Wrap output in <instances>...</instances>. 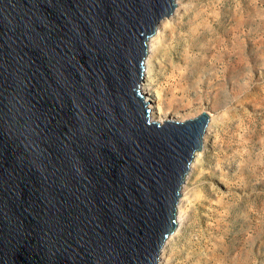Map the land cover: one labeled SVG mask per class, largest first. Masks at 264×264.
Returning <instances> with one entry per match:
<instances>
[{
  "label": "water",
  "instance_id": "obj_1",
  "mask_svg": "<svg viewBox=\"0 0 264 264\" xmlns=\"http://www.w3.org/2000/svg\"><path fill=\"white\" fill-rule=\"evenodd\" d=\"M176 0H0V264H156L206 110L150 121Z\"/></svg>",
  "mask_w": 264,
  "mask_h": 264
},
{
  "label": "rangeland",
  "instance_id": "obj_2",
  "mask_svg": "<svg viewBox=\"0 0 264 264\" xmlns=\"http://www.w3.org/2000/svg\"><path fill=\"white\" fill-rule=\"evenodd\" d=\"M177 1V0H176ZM154 47L162 119L206 110L165 264H264V0H179ZM186 192V193H187Z\"/></svg>",
  "mask_w": 264,
  "mask_h": 264
},
{
  "label": "bare ground",
  "instance_id": "obj_3",
  "mask_svg": "<svg viewBox=\"0 0 264 264\" xmlns=\"http://www.w3.org/2000/svg\"><path fill=\"white\" fill-rule=\"evenodd\" d=\"M178 4H179V0L175 1V8H174L172 14L159 21L154 35L151 36L147 40V54L145 56L144 63H143L144 71H143L142 80L140 81V91L143 94V96L147 99V102L149 104V110H150L149 119H150V121L162 122L166 119H169V118H166L164 120L162 119V116L164 114H162L161 110L157 106V97H156V95L154 93V89H153L154 68H155L153 47H154V44H155L157 38L160 35V32H161L163 25L166 24L169 20H171L175 15H177V12L179 10ZM210 124H211V118L209 119L205 133L203 135V142H202L201 149H204L205 145L207 143V138L209 137ZM197 155H198V152L195 153L194 158H193V160L189 166L188 172L185 175L184 181H183L182 186H181L180 197L178 198L177 205H176V215H175L176 227H175L173 233L165 240V242H164V244L160 250L156 264H165V261L163 260L164 258L162 255H163L164 249L166 248V245L168 244V241L172 237H175L179 233H181L182 230L185 229V227L187 225V219L189 217V214H188V211L186 209H184V203L186 202V200L188 198V196H187L188 192L186 191L187 192L186 193L185 191L184 192H182V191L185 190V188L188 184L189 172L193 168V164L196 161Z\"/></svg>",
  "mask_w": 264,
  "mask_h": 264
}]
</instances>
